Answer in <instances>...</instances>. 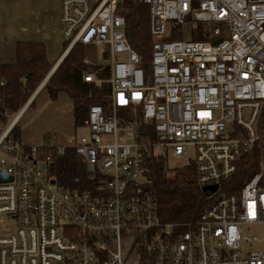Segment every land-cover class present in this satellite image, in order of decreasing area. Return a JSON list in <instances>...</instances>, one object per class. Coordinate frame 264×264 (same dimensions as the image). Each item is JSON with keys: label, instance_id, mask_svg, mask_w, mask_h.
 Returning <instances> with one entry per match:
<instances>
[{"label": "built area", "instance_id": "built-area-1", "mask_svg": "<svg viewBox=\"0 0 264 264\" xmlns=\"http://www.w3.org/2000/svg\"><path fill=\"white\" fill-rule=\"evenodd\" d=\"M128 1L150 10V74L127 37ZM61 3L66 53L93 52L83 64L109 70L111 94L70 146L13 138L19 113L1 129L0 173L13 181L0 177V264H264V0ZM198 24L207 40H167ZM69 150L94 166V190L65 189L47 173ZM254 155L257 173L195 225L162 220L150 159H187L197 184L219 192Z\"/></svg>", "mask_w": 264, "mask_h": 264}, {"label": "trees", "instance_id": "trees-1", "mask_svg": "<svg viewBox=\"0 0 264 264\" xmlns=\"http://www.w3.org/2000/svg\"><path fill=\"white\" fill-rule=\"evenodd\" d=\"M120 11L127 21L130 45L139 54L143 67L150 74L154 38L150 32L149 7L140 2L128 1L121 5ZM181 31V27L174 29L173 35L167 40H182ZM205 34V27L198 24L192 30L191 38L194 41H205L208 39ZM66 47L65 43V50ZM16 51L15 65L0 66V133L1 127L7 122V116L16 115L25 107L53 69L43 44L19 43ZM85 52L83 46L77 45L44 86L51 101H57L61 94H66L73 101L77 129L82 127L89 108L93 105H107V98L111 94V86L107 83L109 70L84 65ZM90 73L95 74L101 83L86 82L84 76ZM11 135L20 140L19 123ZM49 144L46 141L44 146ZM43 150L44 155L54 154L51 150ZM257 159L258 156L254 155L242 161L237 173L221 184L220 191L215 195L205 193L197 184L193 164L173 170L168 167V160L164 157L150 159L149 188L156 197L160 217L169 224L195 225L217 198L241 191L244 184L257 173ZM50 173L65 189L94 190V176L89 174L74 150H69L63 157H55Z\"/></svg>", "mask_w": 264, "mask_h": 264}, {"label": "crops", "instance_id": "crops-1", "mask_svg": "<svg viewBox=\"0 0 264 264\" xmlns=\"http://www.w3.org/2000/svg\"><path fill=\"white\" fill-rule=\"evenodd\" d=\"M61 18V0H0V66L17 63L19 43L43 44L53 66L19 112L20 141L26 146H42L46 141L70 146L79 139L73 101L61 94L53 102L44 91L45 84L68 55Z\"/></svg>", "mask_w": 264, "mask_h": 264}, {"label": "rangeland", "instance_id": "rangeland-1", "mask_svg": "<svg viewBox=\"0 0 264 264\" xmlns=\"http://www.w3.org/2000/svg\"><path fill=\"white\" fill-rule=\"evenodd\" d=\"M182 28V31H181V34H182V39H185V38H188V37H191L190 34H189V27L185 26L184 27H181ZM85 57H89L91 60H94V54L93 52H89L88 50H86L85 52ZM37 91V90H36ZM35 94V93H34ZM33 97V96H32ZM13 114H9L7 116V122L6 124H4L2 128H4V126H6L8 123H9V120L11 119V116ZM17 115V114H16ZM15 116V115H14ZM13 116V117H14ZM78 136H79V139L86 136L88 134V131L84 128H79L78 129V132H77ZM32 146H35V145H32ZM167 165L170 169H177V168H180V167H186L189 165L188 163V160L187 159H176V158H172L170 157V159L168 160L167 162ZM47 173H50V170L47 172ZM51 174V173H50ZM258 234L261 236V238H264V233L261 231V230H258ZM251 252L253 253H257V252H261V248L260 247H257V246H253L251 248H249Z\"/></svg>", "mask_w": 264, "mask_h": 264}, {"label": "water", "instance_id": "water-1", "mask_svg": "<svg viewBox=\"0 0 264 264\" xmlns=\"http://www.w3.org/2000/svg\"><path fill=\"white\" fill-rule=\"evenodd\" d=\"M41 168L43 170H45L46 167H45V165H42ZM87 170H88L89 174H92L94 172V166L93 165H88L87 166ZM0 177H1L3 183L12 182L13 181V178L7 176L4 172L0 173ZM52 183L55 184L56 181H52ZM218 190H219L218 186L203 188V191L205 193H209L210 192V194H215V193L218 192Z\"/></svg>", "mask_w": 264, "mask_h": 264}, {"label": "bare ground", "instance_id": "bare-ground-1", "mask_svg": "<svg viewBox=\"0 0 264 264\" xmlns=\"http://www.w3.org/2000/svg\"><path fill=\"white\" fill-rule=\"evenodd\" d=\"M18 119V118H17Z\"/></svg>", "mask_w": 264, "mask_h": 264}]
</instances>
